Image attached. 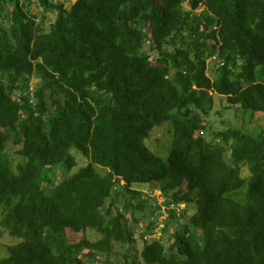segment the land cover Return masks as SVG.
Returning a JSON list of instances; mask_svg holds the SVG:
<instances>
[{
	"label": "trees",
	"instance_id": "1",
	"mask_svg": "<svg viewBox=\"0 0 264 264\" xmlns=\"http://www.w3.org/2000/svg\"><path fill=\"white\" fill-rule=\"evenodd\" d=\"M66 1L0 0V222L20 238L0 264H110L116 243L120 264H264V128L204 133L214 94L264 112V0ZM165 124L166 160L147 143ZM146 182L168 246L144 238Z\"/></svg>",
	"mask_w": 264,
	"mask_h": 264
},
{
	"label": "rangeland",
	"instance_id": "2",
	"mask_svg": "<svg viewBox=\"0 0 264 264\" xmlns=\"http://www.w3.org/2000/svg\"><path fill=\"white\" fill-rule=\"evenodd\" d=\"M75 0L66 1V3L69 5ZM32 14L37 15V20L41 21L45 18V23L49 25L50 22H52L56 18V13L50 12V11H44L39 6H33L31 9ZM48 27V26H47ZM212 61V60H210ZM213 61L209 63L212 67L214 65ZM36 81L35 78L32 79L31 83H34ZM204 122L207 124V126L212 125L213 128L205 129V135L209 137V134L211 130H224L228 127H241L245 129H255L259 128L260 126L264 128V112H256L255 114H252L251 112L245 111L240 105H231L225 96L214 94V104L211 109H209V114L205 118ZM170 141V132H169V125H163L156 127L151 137L147 140L148 145L151 147V149L157 153H159L164 160H166L168 152L166 151V146L168 145V142ZM14 148L12 145L9 146V155L11 158V161L14 166L21 160L20 156L14 152ZM74 155L77 159V165L73 168V170H76L78 167L83 166L87 164L88 159L83 156L80 152L77 150H73ZM64 171L62 168L57 169V177L62 179L64 177ZM135 187L141 189L144 194H146V197H149L151 199V206L147 208L146 210L148 212L151 211V209H156V216L158 217L159 223L161 226L156 227L155 233L152 236H149V241L152 240L153 237H161L163 242L168 246L171 242H173V231L177 225L176 221L172 220L170 218V211L168 210L169 207L166 205V201L169 200L167 198L162 190L161 187L156 183H136ZM124 198L121 196L119 200L117 201V204L119 208L121 209L123 206ZM160 206V208L158 207ZM180 208L187 209L188 213L191 214L196 209V204H185L181 203ZM1 211H0V219H1ZM166 223L169 224L168 231L165 232L163 230V225ZM146 225V222H145ZM140 227L136 228V234L139 235ZM67 235L70 241H79L84 236L87 235L88 238H91L93 240H97L100 238L101 234L96 231H88V232H74L71 229L67 230ZM136 236V235H135ZM137 237V236H136ZM20 238L15 237L9 233V231L2 226L0 222V259L2 257L8 256V244L14 243L16 241H19ZM137 250L132 249L131 253L140 252L143 247V242L138 240L136 243ZM124 248H128L124 244L116 243L114 245V254L112 255V260H110V264H120V261L122 259V255L124 252ZM102 259H99V263Z\"/></svg>",
	"mask_w": 264,
	"mask_h": 264
},
{
	"label": "built area",
	"instance_id": "3",
	"mask_svg": "<svg viewBox=\"0 0 264 264\" xmlns=\"http://www.w3.org/2000/svg\"><path fill=\"white\" fill-rule=\"evenodd\" d=\"M163 225V224H162ZM144 226V223L143 222H141L140 224H139V227H140V230L142 229V227ZM140 232V231H139ZM137 237L139 236V235H137V234H135ZM144 238L145 239H149V236L148 235H145L144 236Z\"/></svg>",
	"mask_w": 264,
	"mask_h": 264
}]
</instances>
